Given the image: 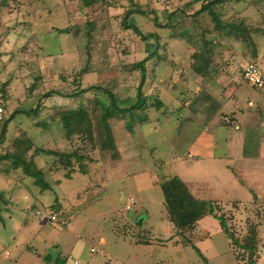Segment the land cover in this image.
Here are the masks:
<instances>
[{"label": "rangeland", "instance_id": "obj_1", "mask_svg": "<svg viewBox=\"0 0 264 264\" xmlns=\"http://www.w3.org/2000/svg\"><path fill=\"white\" fill-rule=\"evenodd\" d=\"M211 1L216 0H109L85 7L82 0H0V84L7 85L1 96L7 119L0 123V153L11 148L31 159L41 147L56 152L78 150L85 166L82 173L75 165L76 172L67 178V170L50 169L53 156H34L51 186L46 191L22 166L7 176L0 171V264H56L45 260L46 256L60 257L65 264H249L252 259L254 264H264V202H251L248 184L236 196L242 204L228 208L216 204V213L225 217L237 242L257 243L254 256L237 242L232 244L212 215L194 225L191 231L196 236L191 232L182 239L176 233V246L170 242L174 230L160 187L170 176L187 182L199 199L225 200L235 195L220 165L178 159L176 147L184 144L176 145V84L188 88V94L200 92L201 79L191 76V71L203 77L205 43L216 40L219 45L210 57L221 56L224 67L233 65L226 77L237 76L241 84L255 89L243 76L246 62L253 60L244 54V45L235 38L219 37L208 10L197 13ZM240 2L226 0L214 11L225 21L240 19L244 17L243 8L237 12ZM250 4L247 8L260 0ZM137 6L146 14L127 16ZM262 7L259 12L249 11L245 20L264 25V0ZM180 9L187 14L168 17ZM157 15L161 26L154 23ZM129 18L145 35L158 34L162 44L160 55L145 64V79L136 64L156 52L157 42L125 27ZM92 23L96 24L88 41ZM63 29L70 33H62ZM260 46L263 52L264 41ZM240 57L245 59L239 61ZM258 62L264 72V60ZM214 69L216 76L220 69L216 73ZM142 81L143 96H151L147 102L155 104L158 99L163 105L147 110L149 120L144 123L130 122L129 113L111 120L116 150L101 152L81 137L66 136L58 120L62 112L82 105L92 108L96 99L109 104L110 92L120 108L130 107L137 102ZM37 107L32 117L16 113ZM223 151L217 148V160ZM7 164L1 161L0 169ZM224 188L230 195L223 194ZM260 194L264 201V192ZM131 200L134 204L128 207ZM56 207L64 217L55 214ZM51 215L56 220L50 222Z\"/></svg>", "mask_w": 264, "mask_h": 264}, {"label": "trees", "instance_id": "obj_2", "mask_svg": "<svg viewBox=\"0 0 264 264\" xmlns=\"http://www.w3.org/2000/svg\"><path fill=\"white\" fill-rule=\"evenodd\" d=\"M109 0H82L83 5L85 7H92L96 4L103 3ZM132 1V0H130ZM226 0H216L211 1L203 5L201 10L197 13H202L208 10L211 14L212 21L214 22V31L219 37H230L235 38L236 43L244 45L243 48L245 49L244 54L246 53L252 57L248 63L255 62V49L256 43L253 39V34L259 31L253 24H250L245 20V17L237 18V20L231 19L229 21H225L221 18L220 14L214 11L215 6L219 5L221 2H225ZM236 9V8H235ZM135 12L129 11L127 16L132 13L133 15H144L146 12L137 6L134 9ZM239 13V10L237 9ZM184 13L187 14L185 9H180L177 12H172L168 15V17H174L176 14ZM125 16L124 18L127 19ZM158 15L154 18L155 25L161 26V23L158 22ZM96 23L89 24V29L86 33L88 41L92 39V31L95 28ZM125 27H131L135 30V32L142 36L145 39L149 37H154L157 42V50L151 53L145 60L140 61L136 64V67L143 73V79L146 76V62L149 61L152 56H159L160 52L158 48L162 45L160 44L159 35L150 32L148 34H144L137 25H135V21L133 18H129L128 20L124 21ZM169 25H166L168 27ZM62 33L69 34V29L61 30ZM219 44L215 42H210L209 44L205 43V50L204 54L201 57L202 62L205 65L209 66L213 62V58L210 57L211 52L217 49ZM247 51V52H246ZM247 63V64H248ZM246 64V65H247ZM258 64V63H257ZM245 65V66H246ZM245 68V67H244ZM244 68H243V76H244ZM144 81L141 82L138 88V96L136 104L127 107V108H120L116 104V97L115 95L110 92V103L106 104L105 102L96 99L94 100V106L89 108L88 106L82 105L78 108L72 110H66L61 113L60 117L58 118L59 123L62 125L66 132V136L71 140L73 137L78 136L85 142L90 144L93 148H99L101 152L110 150H116V145L112 133L111 127V120L114 118L116 119H123L127 116V114H131L132 118H130V122L134 121L135 119H139L140 123L147 122L149 120L147 113L145 112L149 109H153V107H161L163 103L156 99L155 104L148 103L147 100L151 98L147 96H143L142 87ZM6 84L3 87L0 84V92L1 94H5ZM188 88H184L180 84H176V100L181 101V111L185 107L187 102L191 103L192 111L201 112L202 115L205 114V121L201 122L202 124L206 123L209 124L216 113H218L220 109V104L205 90H201L199 93L196 94H189L187 93ZM191 91V90H190ZM4 107L7 110L6 103L4 102ZM207 109V112H206ZM210 110V111H209ZM209 111V112H208ZM38 107L35 110H17L16 113L18 114H25L27 116H33L37 114ZM143 113V115L141 114ZM195 113V112H194ZM200 113V114H201ZM145 114V115H144ZM181 119V117H179ZM181 123L179 127L176 128V135H184L182 137V142L184 143L187 138V128H193L194 122H192V118L185 117L181 119ZM9 121V120H8ZM6 121V122H8ZM5 122V123H6ZM128 124V128H129ZM199 127V125H197ZM51 155L54 157V160L51 162L50 169L51 170H58V169H65L67 170V178H70V174L76 172L75 165L80 167V171L85 173V166H84V156L79 154L78 150H72L70 152H62V151H53L47 148H36L34 150V156H42V155ZM118 155L117 152L115 156ZM27 159L20 154L19 152L14 151L13 149L9 148L7 152L0 155V162L3 161L8 166L3 169L5 175H10L12 170L20 168L21 166L25 168L27 175L35 178L36 185L39 186L42 190L46 191L50 189V184L47 180H45L44 172L41 168H38L37 163L34 158ZM116 158V157H115ZM165 196V206L168 213V219L170 223L176 228V233L181 236L182 239H187L185 235L187 233H191L195 224H197L200 220L205 218L208 215H212L217 218L220 222V227L225 232L227 238L234 244L237 242L235 240L233 233L229 230V225L227 224L225 217L223 215H218L216 213V204L211 200H204L195 197L188 185L176 175L170 176L162 185L160 186ZM0 202L2 203L1 199ZM1 207V206H0ZM60 208L56 207L55 214L59 217H64V212H60ZM192 234V233H191ZM191 239V237H190ZM188 239V242L193 244L194 243ZM237 245L241 248L247 250L250 256H254L255 252L258 250L257 243L255 244H242L237 242ZM196 252L202 257L204 261H207V258L202 254L201 250L194 245ZM45 260L48 262L55 261L56 264H65L63 261L64 259L60 257H56V259L52 258V256L44 257ZM254 260L252 259L249 264H254Z\"/></svg>", "mask_w": 264, "mask_h": 264}, {"label": "crops", "instance_id": "obj_3", "mask_svg": "<svg viewBox=\"0 0 264 264\" xmlns=\"http://www.w3.org/2000/svg\"><path fill=\"white\" fill-rule=\"evenodd\" d=\"M241 2L243 4L238 7V10L240 11L243 8L244 17L249 14V11L259 12V9L262 10L263 8V0H260V4L248 8L246 4H250L252 0H241ZM245 11H247V14H245ZM253 25L258 29L260 28L259 31L253 34L256 43L255 62L259 64L258 60H264V50L263 52L260 50V42L264 41V25ZM243 50L245 51L244 48ZM224 55L228 58L227 53ZM220 58L221 56H217L213 58L214 62L209 66H204L203 73L201 72L204 74L203 77L194 70L191 71L196 75L191 76L194 78L200 77L199 83L202 82V85L197 84V91L205 90L208 92L220 104V109L209 124H202L201 122H206L205 114L202 115L200 111H192L190 102H187L183 111H181L182 103L176 100L177 122L181 123V119L188 117L192 118L194 124L193 128H187L186 131L189 134L187 133L184 143L182 142L184 135L177 136L178 142H176V145H184L183 148L176 147L175 153L180 160L187 157L196 162L209 160L210 164H218L223 170V176L230 178L231 185L229 187L234 190L235 195H230L231 191L228 188H224L225 193L223 194L233 197L225 200L219 198L204 200H211L217 204L222 203L227 208L235 203L242 204L241 199L236 196L242 194L245 190L244 184H248V188L253 195L251 202H264L260 200V197H262L260 192H264V189H259L264 184V179L261 177V174H264V94L257 89L241 84V78L237 76L234 79L226 77V75L232 73L233 65L228 62L229 66L224 67V62ZM240 58L239 61L245 59L244 57ZM219 63H221V66ZM209 68H211L210 71ZM213 68H215V73L220 69L216 76L213 74ZM219 146L224 150L221 153V160H217L216 155ZM4 153H0V155ZM0 171L4 174L3 168ZM185 183L188 185L187 182ZM250 184L255 188L251 187ZM256 190H259V195ZM205 218L198 223L201 224V221ZM172 229L174 230V238L170 242L176 246V228L172 225ZM198 229L200 230L201 226ZM166 232L169 233L170 229L167 228ZM196 233L192 232L194 236H196ZM191 239L194 238L191 237Z\"/></svg>", "mask_w": 264, "mask_h": 264}, {"label": "built area", "instance_id": "obj_4", "mask_svg": "<svg viewBox=\"0 0 264 264\" xmlns=\"http://www.w3.org/2000/svg\"><path fill=\"white\" fill-rule=\"evenodd\" d=\"M244 78L249 82L255 89L264 94V72L260 65L254 62L248 63L244 68ZM0 92V123H3L7 119L6 109L1 100ZM134 200L129 202L130 207ZM134 204V203H133ZM39 213V212H38ZM56 220L55 215H51L49 221ZM91 252H95V249H91Z\"/></svg>", "mask_w": 264, "mask_h": 264}, {"label": "water", "instance_id": "obj_5", "mask_svg": "<svg viewBox=\"0 0 264 264\" xmlns=\"http://www.w3.org/2000/svg\"><path fill=\"white\" fill-rule=\"evenodd\" d=\"M141 223H142V221L139 222V224H141Z\"/></svg>", "mask_w": 264, "mask_h": 264}]
</instances>
